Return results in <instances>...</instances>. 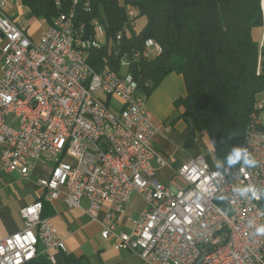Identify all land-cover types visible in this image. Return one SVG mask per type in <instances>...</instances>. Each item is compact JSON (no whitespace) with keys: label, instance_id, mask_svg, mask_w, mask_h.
Returning a JSON list of instances; mask_svg holds the SVG:
<instances>
[{"label":"built area","instance_id":"1","mask_svg":"<svg viewBox=\"0 0 264 264\" xmlns=\"http://www.w3.org/2000/svg\"><path fill=\"white\" fill-rule=\"evenodd\" d=\"M8 1L0 0V167L27 176L38 161L53 166L39 180V199L20 210L25 227L0 240V264H26L38 254L56 264L50 252L67 247L43 209L61 196L69 208L87 199L92 220L107 205L102 237L138 254L142 264H264V235L257 231L264 229V98L256 102L244 146L256 167L243 160L221 167L209 160L215 153L208 150L176 168L183 186L166 184L156 177L153 161L165 166L173 159L154 146L158 130L148 97L129 70L131 62L152 60L162 47L149 39L143 49H124L136 10L128 6L129 26L112 39L98 17L77 24L73 7L32 40L6 11ZM82 1L90 12L89 0H73ZM56 5L60 9L61 2ZM110 46L123 53L119 70L97 71L89 52ZM134 193L146 208L126 232L120 226Z\"/></svg>","mask_w":264,"mask_h":264},{"label":"trees","instance_id":"2","mask_svg":"<svg viewBox=\"0 0 264 264\" xmlns=\"http://www.w3.org/2000/svg\"><path fill=\"white\" fill-rule=\"evenodd\" d=\"M61 2L60 9L56 2ZM21 0L28 18L47 23L75 7L77 24H89L98 17L109 39L128 25L126 9L133 7L147 22L140 32L129 26L124 34L125 50L143 49L149 39L158 42L162 53L152 60L131 62L129 70L139 91L149 97L173 72L183 74L186 96L176 101L188 121L186 144L207 135L221 167L230 165L234 148H244L247 128L264 98V45L256 34L264 26L262 0ZM111 46L91 50L89 64L97 71L120 68V58ZM264 202V201H263ZM262 207L264 208V203ZM44 215V213H43ZM70 264H81L68 257ZM26 264H52L38 254Z\"/></svg>","mask_w":264,"mask_h":264},{"label":"crops","instance_id":"3","mask_svg":"<svg viewBox=\"0 0 264 264\" xmlns=\"http://www.w3.org/2000/svg\"><path fill=\"white\" fill-rule=\"evenodd\" d=\"M19 1L20 5L25 7L21 0ZM15 10L16 8L13 7L6 11L11 17L16 18ZM44 22L34 24V28L29 33L27 27L23 28L32 40H38L48 26ZM261 30L263 33L264 26ZM4 45L5 40L0 36V63L4 58ZM186 92L183 74L173 72L148 98V107L158 130L154 146L162 156L173 159L165 166L159 165L156 160L153 161L156 177L166 184L176 180L174 174L180 164L199 153H204V148L207 153L208 150H212L211 142L206 134L199 136L194 144H186L185 132L188 128V121L182 116L184 107L175 104L178 99L186 96ZM113 102L120 105V101L116 98ZM1 149L0 144V152ZM216 164L218 165L219 162L217 161ZM52 166L51 162L38 161L27 176L17 172L3 171L0 167V240L25 227L20 210L39 199L42 194L39 180L50 175ZM88 207L89 202L84 198L80 207L69 208L63 196L44 204V216L51 218L67 247L66 251L50 252L55 256L56 264H70L68 257H74L81 264H142V259L138 254L129 249L118 248L116 240L112 237L108 239L102 237L103 224L109 207L105 205L102 208L97 220L89 217L86 212ZM145 208L146 202L143 196L134 193L127 205L120 229L130 232L135 220ZM39 247L40 250H44L42 244Z\"/></svg>","mask_w":264,"mask_h":264},{"label":"rangeland","instance_id":"4","mask_svg":"<svg viewBox=\"0 0 264 264\" xmlns=\"http://www.w3.org/2000/svg\"><path fill=\"white\" fill-rule=\"evenodd\" d=\"M19 2H20L19 0H9L8 4L6 6V10H8L10 8H13V7L16 8V10L14 12L15 13L14 16L16 18H14V19L17 21V23L21 27H27L26 29L28 30V33H29L31 31V29L34 28V24H39V23L42 24L43 21L41 19L28 18L27 17V14H28L27 9L25 7H23L22 5H20ZM15 6H18V7H15ZM20 10H21V13H20ZM146 22H147V18L145 16L137 17L136 22H135V27H134L135 31L136 32H140L142 30V28L144 27V25L146 24ZM44 23L46 25L50 24V23H47V22H44ZM263 33H262V30H260L259 33L256 34V36L258 37L259 41H260V38L263 36ZM261 34H262V36H261ZM121 73L122 74H126L127 73V68L125 66L121 68ZM147 106H148V99H147ZM203 154L208 155V153L205 151V148H204V153ZM209 160L212 161L213 164L217 163V159L213 158V156H211V155H209ZM176 183L178 185L183 186L182 182L180 180H178V179L176 180Z\"/></svg>","mask_w":264,"mask_h":264},{"label":"clouds","instance_id":"5","mask_svg":"<svg viewBox=\"0 0 264 264\" xmlns=\"http://www.w3.org/2000/svg\"><path fill=\"white\" fill-rule=\"evenodd\" d=\"M149 44H151V41H148ZM229 163L230 165H235L236 163L243 160L244 164L247 167H256L257 166V160L251 156L250 153H248L247 149L245 148H234L231 154L229 155ZM253 190L254 189H250ZM258 234L264 235V229H258Z\"/></svg>","mask_w":264,"mask_h":264}]
</instances>
